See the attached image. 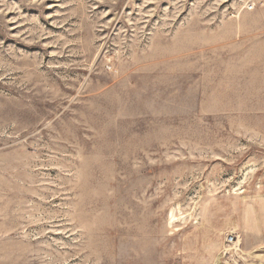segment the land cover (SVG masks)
Returning <instances> with one entry per match:
<instances>
[{
    "label": "rangeland",
    "instance_id": "1",
    "mask_svg": "<svg viewBox=\"0 0 264 264\" xmlns=\"http://www.w3.org/2000/svg\"><path fill=\"white\" fill-rule=\"evenodd\" d=\"M0 264H264V0H0Z\"/></svg>",
    "mask_w": 264,
    "mask_h": 264
},
{
    "label": "built area",
    "instance_id": "2",
    "mask_svg": "<svg viewBox=\"0 0 264 264\" xmlns=\"http://www.w3.org/2000/svg\"><path fill=\"white\" fill-rule=\"evenodd\" d=\"M226 243L228 246H231V245L233 246L236 243V240L232 236H228L226 238Z\"/></svg>",
    "mask_w": 264,
    "mask_h": 264
}]
</instances>
